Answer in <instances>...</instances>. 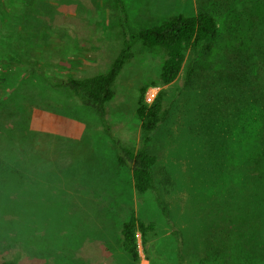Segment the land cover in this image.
I'll use <instances>...</instances> for the list:
<instances>
[{"label": "rangeland", "instance_id": "rangeland-1", "mask_svg": "<svg viewBox=\"0 0 264 264\" xmlns=\"http://www.w3.org/2000/svg\"><path fill=\"white\" fill-rule=\"evenodd\" d=\"M221 2L0 0V139L19 148L4 163L16 162L25 177L15 178L22 188L6 191L10 198L25 192L21 209L34 219L25 226L21 216L20 226L15 216H0L9 225L0 235V264H220L219 254L228 264H264V169L255 168L257 160L264 165V103L235 109L233 100L227 104L228 84L213 86L228 69L225 53L239 27L240 10ZM201 11L219 19L215 52H189L177 81L159 88L149 85L164 55L134 43L107 106L123 145L146 147L157 158L164 214L155 194H137L95 112L53 81L105 73L131 35ZM145 87L150 105L166 93L168 117L153 133L137 117ZM133 213L156 227L147 242L138 234L139 261L122 247Z\"/></svg>", "mask_w": 264, "mask_h": 264}, {"label": "trees", "instance_id": "trees-1", "mask_svg": "<svg viewBox=\"0 0 264 264\" xmlns=\"http://www.w3.org/2000/svg\"><path fill=\"white\" fill-rule=\"evenodd\" d=\"M221 3L220 5L224 6H234L236 11L240 10L236 12L239 27L236 30L234 29L232 33L233 47H230L228 52L225 53L226 58L224 60L226 64L224 67H228V69L220 74L219 78H214L213 86L217 87V84H220L223 80L228 84L229 88L227 87V89L232 92L227 93L229 95L227 104H230L228 101L233 100L237 105L235 109L241 107L245 102H248V105L253 102L264 103V0H222ZM122 6L124 5L122 4ZM220 33L219 19L212 12L201 11L190 17L179 14L159 25L142 29L131 35V40H126L123 49L107 72L86 78L67 76L59 79V82L58 80L53 81L56 86L64 88L82 106L95 112L101 121L102 130L116 148L117 164L131 171L137 194L140 196L148 193L155 194L158 205L164 214L168 213V208L165 206L161 196V188L155 176L157 158L149 153L146 147L136 149L123 145L109 124L107 106L115 96V84L120 74L134 56V43L140 42L148 50L164 55V61L158 73V80H153L149 85L163 88L173 84L180 77L189 52L213 54L218 45ZM193 75L194 71L191 69L188 73L189 83L193 82ZM146 91L147 87L141 91L137 117L142 130L146 133H153L168 117L169 112L162 114L166 93L162 89L150 105L145 101ZM214 99V95L209 96L211 102ZM7 138L12 139L11 137ZM248 139L250 140V138ZM2 143L3 140L0 139V216L11 214L16 217V220L12 222L16 224L19 222L20 226H22L20 221L22 216L25 219L23 225L26 226L28 223H34V219L27 215L26 209H21L26 204L21 197L26 195L25 192H19L20 198L19 196L10 198L9 193L7 194L6 191L9 189V192H11L22 188L18 180L15 179L16 175H20L21 179L25 178L19 172L20 167L16 162L12 164L11 168L9 164L4 163L7 153L14 156L19 148H15L14 141L10 142L8 148H5ZM252 147H255V145ZM260 152H263L260 159L263 157L262 160L264 161V149ZM257 167L264 169V165L260 160L256 162L255 168ZM261 178H264V173ZM167 182H170V180L167 179ZM161 184L165 187L168 185L164 181ZM32 191L34 189L29 187L27 193L31 194ZM8 227L9 225L0 224V235L6 232ZM155 230L156 227L153 222L146 223L133 213L123 225V250L132 259L139 261L138 234L140 233L144 241L147 242L149 235L154 233ZM233 235L236 238L239 233L236 232ZM228 238L232 239L233 244L235 243L236 239L231 238V234ZM226 246L228 245L226 244ZM217 261H220V264H228L229 262L227 258H221L220 254L217 256ZM2 264L17 263L4 261Z\"/></svg>", "mask_w": 264, "mask_h": 264}]
</instances>
